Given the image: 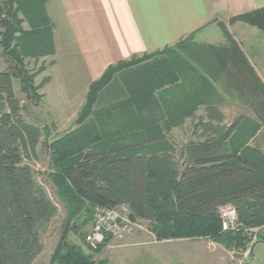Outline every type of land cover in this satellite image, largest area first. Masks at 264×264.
<instances>
[{
	"label": "trees",
	"instance_id": "16d2710c",
	"mask_svg": "<svg viewBox=\"0 0 264 264\" xmlns=\"http://www.w3.org/2000/svg\"><path fill=\"white\" fill-rule=\"evenodd\" d=\"M25 19L30 23L28 30L23 26ZM45 21L26 0H3L0 5V44L10 62L8 68L0 71V113L7 109L0 117V264H33L44 249L42 229L58 213L33 168L23 162L24 157L36 155L42 130L22 117V106L13 87L14 78L19 79L25 92L26 84L33 86L34 76L27 69L25 58L40 59L52 53L51 26ZM235 21L264 32V8L231 19ZM169 49L111 65L91 84L79 124L94 113L100 93L117 80L127 83L131 91L129 100L117 104L124 106L131 122H120L118 130L108 129L110 133L106 134L101 125L90 122L53 142L55 172L50 177L59 194L69 202L73 215H79L87 204L90 209L98 204H126L133 217L154 222L152 231L158 240L213 237L242 242L246 238L237 231L222 230L219 209L232 204L243 228L264 225V153L247 144L253 128L248 126L251 121L241 124L236 143L220 125L201 123L214 126L212 132L186 146L180 168L173 147L162 148L166 143L162 145L161 135L154 134L159 130L155 128L159 121L153 108L154 76L146 78L144 71L132 69ZM138 81L145 82L141 98ZM169 123L177 126L182 122ZM169 123L164 122L163 128L169 130ZM125 128L134 129L128 139ZM80 134L82 139L89 136L92 142L85 143L91 149L80 152L78 157L69 156L70 139ZM139 136L142 141L145 138L143 145L127 142ZM261 241L264 237L254 243ZM74 249L62 243L56 249L55 261L72 264V252H68ZM76 251L73 255L78 260L73 264H94L90 257Z\"/></svg>",
	"mask_w": 264,
	"mask_h": 264
},
{
	"label": "crops",
	"instance_id": "0c3cea01",
	"mask_svg": "<svg viewBox=\"0 0 264 264\" xmlns=\"http://www.w3.org/2000/svg\"><path fill=\"white\" fill-rule=\"evenodd\" d=\"M26 2L51 26L52 53L39 60L45 72L56 73L58 95L67 100L63 103L82 102L109 66L170 48L132 68L144 71L146 78L154 76L156 129L181 120L177 126L169 123L177 130L195 116L221 126L240 121L243 107L254 114L249 120L264 119V32L242 21L231 22L264 8V0ZM23 26L31 28L26 19ZM138 83L141 98L145 82ZM131 96L127 83L117 80L100 93L95 107L108 108ZM213 127L200 126L199 136L210 135ZM198 246L205 261L219 256Z\"/></svg>",
	"mask_w": 264,
	"mask_h": 264
},
{
	"label": "rangeland",
	"instance_id": "374dc122",
	"mask_svg": "<svg viewBox=\"0 0 264 264\" xmlns=\"http://www.w3.org/2000/svg\"><path fill=\"white\" fill-rule=\"evenodd\" d=\"M2 3L3 0H0V5ZM6 55L3 46L0 44V71L10 65L7 60L9 57ZM24 63L34 76L33 86L26 84L28 91L25 92L19 79L14 78V92L22 106V117L27 122L40 127L42 138L36 155L31 158L24 157L23 162L33 168L38 182L45 188L50 199L58 207L57 215L42 229L41 239L44 249L34 264H62L57 260L55 261L54 255L56 256L57 247L62 243L65 244V242L76 248L74 249L75 251L68 252H72V258L70 259L72 264L78 260L77 255H73L75 252L78 253L77 249L85 257H90V262L94 264H264V241L255 245L253 257L249 258L254 242L264 237V225L241 227L237 233L240 237L246 238L242 242L238 240L230 241L224 238L215 239L213 237L172 238L156 242L158 238L152 231L154 222L139 220L142 228H139L133 236L123 241H109L105 246L93 250L87 244L85 236L91 228L94 207L92 206L90 209L89 204H87L79 215L71 213L69 202L59 194L57 185L50 177V174L55 172L52 161L55 148H53L52 144L66 134L73 132L79 127L86 126L90 122L101 125L103 134L109 132L108 129L118 130V127L121 126L120 122L125 125L128 120L131 122L130 114L123 111L124 106H117V104L108 108L95 107L94 113L82 124H79L78 119L86 104L89 89L82 102L75 103L76 100H68L67 103H63L62 101L66 102L67 100L58 95L56 73L45 72V67L39 59L25 58ZM6 112L7 109L4 108L2 113H0V117ZM123 112L125 115L122 118ZM241 112L243 116L240 121H225L224 125H221L222 129H225L223 132H228L229 138L233 137V142L236 143L239 140L237 136L241 134V124L245 121H251L252 124L248 123V126L253 128L251 136L247 133L248 131L246 132L247 136H250L247 144L251 148H256L264 153V123L259 120H249V117H253L254 114L244 107ZM109 117L114 118L110 119ZM196 118L195 116L192 121L184 122V126L177 130L164 128L158 130L160 133L158 131L154 133L155 137L161 135L162 145L166 143L162 148L173 147V150L176 151L174 154L176 162L180 166L182 165L181 153L190 142L199 139L198 128L201 126L202 121L200 118ZM125 129L128 132L126 130L123 132L127 134L128 139V137H131L130 132L134 129ZM81 135L70 139L72 145L67 148L69 156L78 157L80 152H86L91 149L89 146L86 147L87 143H85V141L92 142L89 140V136L82 139ZM200 139L203 140L205 138ZM144 140L142 141V137L139 136L130 138L127 142L142 144ZM183 239H189V241H182ZM196 246L203 249L204 252L219 256H215V258L209 256L207 261H205V258L203 259L200 256L201 250L196 249Z\"/></svg>",
	"mask_w": 264,
	"mask_h": 264
},
{
	"label": "built area",
	"instance_id": "2783aa9c",
	"mask_svg": "<svg viewBox=\"0 0 264 264\" xmlns=\"http://www.w3.org/2000/svg\"><path fill=\"white\" fill-rule=\"evenodd\" d=\"M219 219L223 231H238L242 227L238 213L232 204H225L219 209ZM139 218L133 217L126 204L117 206L95 205L89 232L85 236L87 244L93 250L109 241H123L133 236L141 227ZM156 242H159L156 239Z\"/></svg>",
	"mask_w": 264,
	"mask_h": 264
},
{
	"label": "water",
	"instance_id": "95a60500",
	"mask_svg": "<svg viewBox=\"0 0 264 264\" xmlns=\"http://www.w3.org/2000/svg\"><path fill=\"white\" fill-rule=\"evenodd\" d=\"M257 243H254L253 244V246L251 247V251H250V257H252L253 256V249H254V247H255V245H256Z\"/></svg>",
	"mask_w": 264,
	"mask_h": 264
}]
</instances>
